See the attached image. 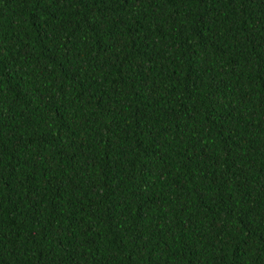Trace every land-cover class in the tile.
I'll return each instance as SVG.
<instances>
[{
	"label": "trees",
	"instance_id": "trees-1",
	"mask_svg": "<svg viewBox=\"0 0 264 264\" xmlns=\"http://www.w3.org/2000/svg\"><path fill=\"white\" fill-rule=\"evenodd\" d=\"M0 264H264V0H0Z\"/></svg>",
	"mask_w": 264,
	"mask_h": 264
}]
</instances>
